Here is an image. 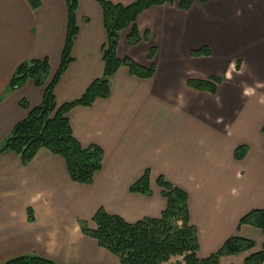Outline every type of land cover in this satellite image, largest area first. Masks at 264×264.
Returning a JSON list of instances; mask_svg holds the SVG:
<instances>
[{"label":"crops","instance_id":"obj_1","mask_svg":"<svg viewBox=\"0 0 264 264\" xmlns=\"http://www.w3.org/2000/svg\"><path fill=\"white\" fill-rule=\"evenodd\" d=\"M76 3L73 59L54 87L57 104L79 98L103 73L106 31L100 5ZM134 23L142 39L131 45V27L122 29L117 56L144 67L153 63L154 74L140 78L122 65L110 78L108 97L67 112L78 142L103 151L91 183L72 181L63 158L46 148L26 165L18 155L0 152V264L20 255L56 264H121L81 231L79 220L90 226L99 207L129 223L159 217L166 206L159 176L187 194L199 258L232 236L255 246L221 256L219 264H244L248 254L262 249L261 230L239 220L264 206V0H194L187 10L174 0L149 6ZM66 29V0H39L37 6L0 0V144L27 115L20 101L35 107L44 91L30 78L8 89L15 67L47 58L52 76ZM202 46L208 55H191ZM213 78L220 79L213 93L187 84ZM239 146L246 150L237 159ZM146 169L151 193L131 192Z\"/></svg>","mask_w":264,"mask_h":264},{"label":"trees","instance_id":"obj_2","mask_svg":"<svg viewBox=\"0 0 264 264\" xmlns=\"http://www.w3.org/2000/svg\"><path fill=\"white\" fill-rule=\"evenodd\" d=\"M174 0H134L128 5L98 0L102 11L106 41L102 46L103 73L86 88L84 93L70 102L57 104L54 87L60 76L72 61L71 47L78 32L75 19L76 0H66L67 29L65 42L57 69L51 76L47 58L30 59L20 62L14 69L8 82V89L20 87L30 78L34 85L43 87L41 102L29 107L25 101L20 106L27 110V115L18 121L8 136L0 144V152L9 151L19 156L23 165L30 162L39 148H46L51 153L63 158L69 178L78 183L89 184L95 172L101 168L102 149L95 144L82 146L73 136L67 112L74 106H89L95 98L109 96V81L120 66H126L132 75L150 78L155 71L154 64L141 66L130 58L120 59L117 56L119 33L131 27L127 36L129 44H137L142 36L139 34L135 19L139 13L152 5L172 3ZM182 10H187L194 0H177ZM206 1V0H201ZM154 48L149 49L148 57L154 56ZM209 48L202 46L191 51V55H208ZM211 81L188 80L191 87L215 91V83ZM264 132V124L262 127ZM245 146L235 149V157L240 159L245 154ZM161 194L166 199V206L159 217H143L129 223L116 214H110L103 207L97 208L91 218L94 228L88 226L86 220H79L81 231L94 238L98 245L116 255L121 264H219L221 256L239 254L249 251L255 246L251 239L232 236L213 253L204 258L197 255L198 242L196 229L189 223L186 192L169 182L162 176L157 179ZM131 192L146 195L149 188V171L143 174L129 187ZM28 219L32 220L31 210L27 209ZM240 224H249L264 234V206L248 211L240 220ZM2 264H56L36 255H20L4 261ZM244 264H264V245L262 249L251 252L244 259Z\"/></svg>","mask_w":264,"mask_h":264},{"label":"water","instance_id":"obj_3","mask_svg":"<svg viewBox=\"0 0 264 264\" xmlns=\"http://www.w3.org/2000/svg\"><path fill=\"white\" fill-rule=\"evenodd\" d=\"M38 1L39 0H29V2L31 3V5H33V6H37L38 5Z\"/></svg>","mask_w":264,"mask_h":264},{"label":"rangeland","instance_id":"obj_4","mask_svg":"<svg viewBox=\"0 0 264 264\" xmlns=\"http://www.w3.org/2000/svg\"><path fill=\"white\" fill-rule=\"evenodd\" d=\"M18 157H19V156H18ZM92 225H93V223H92V224L90 223V226H91V227H90V226H89V227H90V228H92V227L94 228L95 225H94V226H92Z\"/></svg>","mask_w":264,"mask_h":264}]
</instances>
